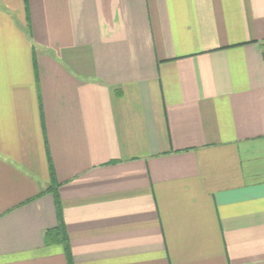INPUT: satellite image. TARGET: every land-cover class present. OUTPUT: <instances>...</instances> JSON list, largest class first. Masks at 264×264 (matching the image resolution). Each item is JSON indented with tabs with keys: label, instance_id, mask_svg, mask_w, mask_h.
<instances>
[{
	"label": "crops",
	"instance_id": "1",
	"mask_svg": "<svg viewBox=\"0 0 264 264\" xmlns=\"http://www.w3.org/2000/svg\"><path fill=\"white\" fill-rule=\"evenodd\" d=\"M0 264H264V0H0Z\"/></svg>",
	"mask_w": 264,
	"mask_h": 264
},
{
	"label": "trees",
	"instance_id": "2",
	"mask_svg": "<svg viewBox=\"0 0 264 264\" xmlns=\"http://www.w3.org/2000/svg\"><path fill=\"white\" fill-rule=\"evenodd\" d=\"M51 173H52V172H51ZM64 236H65V235L62 234V241H63V243H65V242H64V239H65ZM66 248H67V247H66Z\"/></svg>",
	"mask_w": 264,
	"mask_h": 264
}]
</instances>
